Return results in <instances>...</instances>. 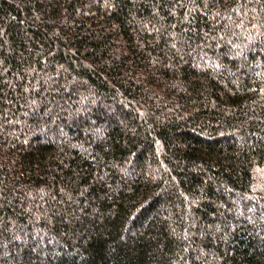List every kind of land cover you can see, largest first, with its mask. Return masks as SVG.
<instances>
[{"label":"trees","instance_id":"1","mask_svg":"<svg viewBox=\"0 0 264 264\" xmlns=\"http://www.w3.org/2000/svg\"><path fill=\"white\" fill-rule=\"evenodd\" d=\"M0 264H264V0H0Z\"/></svg>","mask_w":264,"mask_h":264}]
</instances>
